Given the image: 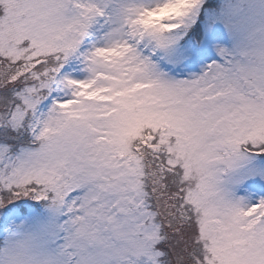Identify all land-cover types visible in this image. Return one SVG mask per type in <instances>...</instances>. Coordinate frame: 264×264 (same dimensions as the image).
<instances>
[{"label":"snow or ice","instance_id":"snow-or-ice-1","mask_svg":"<svg viewBox=\"0 0 264 264\" xmlns=\"http://www.w3.org/2000/svg\"><path fill=\"white\" fill-rule=\"evenodd\" d=\"M0 264H264V0H0Z\"/></svg>","mask_w":264,"mask_h":264}]
</instances>
